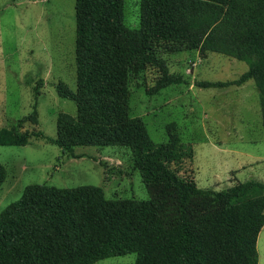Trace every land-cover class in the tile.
Segmentation results:
<instances>
[{
    "label": "trees",
    "instance_id": "obj_1",
    "mask_svg": "<svg viewBox=\"0 0 264 264\" xmlns=\"http://www.w3.org/2000/svg\"><path fill=\"white\" fill-rule=\"evenodd\" d=\"M138 22L125 25V0H74V117L60 112L53 142L130 152L146 200H106L101 188L25 187L0 212V264H94L135 255L134 264H258L256 241L264 225V183L248 180L222 191L201 189L180 175L192 148L175 134L153 143L131 117L130 84L155 75L153 96L179 84L164 56L216 54L244 62L237 80L199 82L200 88L253 81L264 130V0H137ZM37 111L0 128V146L22 147L39 133ZM6 170L0 165V188Z\"/></svg>",
    "mask_w": 264,
    "mask_h": 264
},
{
    "label": "rangeland",
    "instance_id": "obj_2",
    "mask_svg": "<svg viewBox=\"0 0 264 264\" xmlns=\"http://www.w3.org/2000/svg\"><path fill=\"white\" fill-rule=\"evenodd\" d=\"M137 0H125V25L138 22ZM74 0H0V128L15 126L37 111L36 124L20 131L39 133L22 147L0 146L6 178L0 188V212L16 201L25 187L94 186L106 200H146L140 173L130 152L119 147L79 146L68 153L54 142L55 120L63 112L76 114L74 102L58 89H75ZM168 74L180 78L158 94L145 90L155 81L147 74L130 84L131 117L139 118L155 143L175 134L192 148L180 175L201 189L222 191L248 180L264 183V130L258 92L253 81L241 86L200 88L199 82L237 80L247 64L216 54L185 52L164 56ZM256 250L264 264V225ZM128 254L94 264H134Z\"/></svg>",
    "mask_w": 264,
    "mask_h": 264
}]
</instances>
